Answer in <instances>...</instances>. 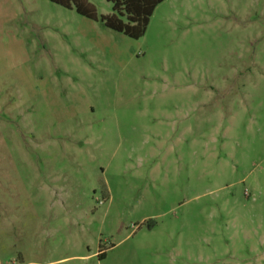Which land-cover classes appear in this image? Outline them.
Wrapping results in <instances>:
<instances>
[{
    "label": "rangeland",
    "instance_id": "374dc122",
    "mask_svg": "<svg viewBox=\"0 0 264 264\" xmlns=\"http://www.w3.org/2000/svg\"><path fill=\"white\" fill-rule=\"evenodd\" d=\"M0 264H264V0H0Z\"/></svg>",
    "mask_w": 264,
    "mask_h": 264
},
{
    "label": "trees",
    "instance_id": "16d2710c",
    "mask_svg": "<svg viewBox=\"0 0 264 264\" xmlns=\"http://www.w3.org/2000/svg\"><path fill=\"white\" fill-rule=\"evenodd\" d=\"M79 14L100 20L106 27L134 39L142 37L156 7L164 0H107L112 3V12L99 15L96 6L89 0H51Z\"/></svg>",
    "mask_w": 264,
    "mask_h": 264
}]
</instances>
